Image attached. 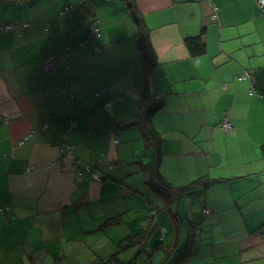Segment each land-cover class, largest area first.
<instances>
[{"label":"crops","instance_id":"obj_1","mask_svg":"<svg viewBox=\"0 0 264 264\" xmlns=\"http://www.w3.org/2000/svg\"><path fill=\"white\" fill-rule=\"evenodd\" d=\"M256 1L134 0L156 64L159 183L140 128H121L147 91L125 1L0 0V25L14 26L0 30V264H264ZM75 161L101 179L78 180Z\"/></svg>","mask_w":264,"mask_h":264},{"label":"trees","instance_id":"obj_2","mask_svg":"<svg viewBox=\"0 0 264 264\" xmlns=\"http://www.w3.org/2000/svg\"><path fill=\"white\" fill-rule=\"evenodd\" d=\"M127 4L131 18L135 21L138 27L137 40L138 49L140 52L141 60L143 61L142 75L146 82L147 91L142 93L138 99L137 109L132 119L121 125V128H128L131 126H138L141 130V134L146 140V147L154 150V161L152 164V169L154 171L153 178L157 179L159 183H162V179L158 175V166L160 161L159 143L160 139L156 136L152 127V117L153 115L161 109V103L156 95L151 94L149 88L152 87L153 81V69L155 67V61L153 53H151V46L149 42V33L141 25V21L137 18L134 10V0H124ZM186 46L191 51L192 55L199 56L204 53L205 47L201 38L189 37L185 39ZM162 188V187H161ZM189 190V187L180 188L178 192L184 193Z\"/></svg>","mask_w":264,"mask_h":264},{"label":"built area","instance_id":"obj_3","mask_svg":"<svg viewBox=\"0 0 264 264\" xmlns=\"http://www.w3.org/2000/svg\"><path fill=\"white\" fill-rule=\"evenodd\" d=\"M256 4H257V7L259 8V10L261 12H264V0H257L256 1ZM211 19L213 21H215L217 19V14L215 12H212V15H211ZM27 26V25H25ZM14 29V26L13 25H0V30H13ZM100 37V30H99V27L97 26V24L95 22H93L92 24H90V26L88 27V30H87V34L85 36V38L87 39H98ZM56 59L54 57V55H48L44 60H43V63H42V67L44 69V71H46L47 73L53 71L56 67ZM239 78L240 79H246V80H249L250 81V89H249V94H253V91H254V83H255V80L253 79L252 75L250 73H248L247 71H243L242 73L239 74ZM99 93H95V96H98ZM260 95V94H259ZM70 101L73 102V96L72 95H69L68 96ZM104 108L106 110H109L111 109V103H106L104 105ZM220 128L224 131H227L231 128V125H230V122L229 120L224 117L223 120L220 122ZM29 136L28 137H25L21 142L20 144L24 143L26 140H28ZM25 140V141H24ZM24 141V142H23ZM117 139L114 140V143H117ZM78 165H79V162L78 161H75L73 167H74V175L75 177L79 180L81 179V177L83 175H88L89 177H92L94 179H98L100 180V176H99V173L96 172V171H93L89 166H85L83 168H78ZM209 210L207 209H204L203 210V214L208 217L209 215ZM146 250L148 251L149 249L146 248Z\"/></svg>","mask_w":264,"mask_h":264},{"label":"rangeland","instance_id":"obj_4","mask_svg":"<svg viewBox=\"0 0 264 264\" xmlns=\"http://www.w3.org/2000/svg\"><path fill=\"white\" fill-rule=\"evenodd\" d=\"M213 12H215V13H216V8H214V9H213ZM56 64H57V63H56ZM107 260H108V259H106V261H105V262H107Z\"/></svg>","mask_w":264,"mask_h":264}]
</instances>
